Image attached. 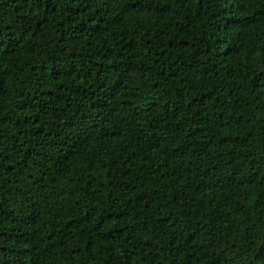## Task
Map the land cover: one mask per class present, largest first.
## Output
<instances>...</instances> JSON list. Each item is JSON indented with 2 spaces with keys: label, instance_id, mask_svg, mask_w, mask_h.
Instances as JSON below:
<instances>
[{
  "label": "trees",
  "instance_id": "obj_1",
  "mask_svg": "<svg viewBox=\"0 0 264 264\" xmlns=\"http://www.w3.org/2000/svg\"><path fill=\"white\" fill-rule=\"evenodd\" d=\"M0 264H264V0H0Z\"/></svg>",
  "mask_w": 264,
  "mask_h": 264
}]
</instances>
